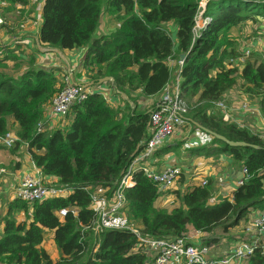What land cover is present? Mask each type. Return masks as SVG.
<instances>
[{"label": "trees", "instance_id": "trees-1", "mask_svg": "<svg viewBox=\"0 0 264 264\" xmlns=\"http://www.w3.org/2000/svg\"><path fill=\"white\" fill-rule=\"evenodd\" d=\"M3 1L9 3L8 8L29 0ZM200 1L105 0L103 9L102 0H44L38 43L67 50L87 47L82 66L88 78L90 73L93 78L107 75L124 94L139 92L146 97L161 93L174 80L176 70L172 71L169 60L177 61L183 53L179 85L184 98L197 94V101H218L241 82L244 93L259 97L264 119V59L251 53L241 69L226 61L236 55L232 30L248 20L256 21L257 16L264 19V0H207L202 10ZM103 11L117 25L96 36ZM199 11L207 22L194 33ZM14 52L9 49L8 55L18 64ZM94 63H105V71L94 72ZM5 75L0 72V138L14 132L10 153L24 146L43 179L53 177L72 191L31 203L16 197L8 202L0 220V264H148L153 258L138 248L131 230L110 227L93 232L95 212L86 188L104 186L111 191L117 185L150 136V113L155 106L138 110L127 103L121 109L100 92H92L67 112L72 116L69 128L49 130L45 126L47 108L65 86L61 68L29 65L18 76ZM190 114L193 121L229 140L257 145L231 147L213 138L219 146L211 150L227 153L245 167L247 180L212 204V178L205 185L192 181L183 191L159 190L139 170L133 175L135 183L125 188L121 217L125 215L123 225L154 238L185 237L200 231L201 242L208 245L211 238L207 237L215 229L236 227L254 211L264 210V137L237 123L224 122L220 112L206 115L198 107ZM168 194L174 196L172 203L157 205ZM61 209H66L64 215ZM19 210L24 220L13 216ZM48 233L61 254L55 261L44 248ZM90 234L100 238L99 243H90ZM246 260L264 264L259 252Z\"/></svg>", "mask_w": 264, "mask_h": 264}, {"label": "crops", "instance_id": "crops-1", "mask_svg": "<svg viewBox=\"0 0 264 264\" xmlns=\"http://www.w3.org/2000/svg\"><path fill=\"white\" fill-rule=\"evenodd\" d=\"M43 1L44 0H29L25 5L12 4L10 7L6 8L5 6L9 5V3L0 0V59H4L2 65L7 70H9V68L11 70L12 66L16 65V69L13 71L11 70L12 74L8 75L18 76L24 69L29 67V65L40 66L47 69L58 67L69 77L71 83H77L83 86L88 85L87 89L90 93L100 92L105 99L115 107L126 109L128 103L132 108L137 107L138 110H145L149 108V106H155L160 97V93L150 97L143 96L139 92L124 94L112 85V77L110 76L109 79L101 81V79L107 75L93 78L92 76L94 73H90L91 76L88 78L87 74H85V68L83 69L82 66L87 47L67 50L51 47L49 45H40L38 43V29L41 24V9ZM168 24L173 31V25L170 23ZM115 26L116 24H114L112 17L107 13L106 15L102 13L95 35H105L113 30ZM261 28V32L263 33L261 42L262 49H264V23L261 25ZM12 48L15 50V59H19L18 62L20 63L18 64L10 60L12 58L8 55V50ZM169 61L170 66L175 65V59ZM92 67L95 69L94 72H96L97 69H100L101 73H103L106 64L94 63ZM242 67L243 66H240L239 68L241 69ZM133 69H135V67ZM190 99H193V105L190 106L188 113L185 115L184 123L176 129L171 137L164 141L152 156L145 159L140 165L146 166L153 171H160L172 165L180 167L182 170V181L180 179V182L177 185V190L180 191H183L185 186L192 181L199 183L202 179L207 181V179L212 178L214 182V193L210 199V203L213 204L218 201L219 197L223 199V197L231 195V192L235 188V179H237L242 165L233 162L227 153H217L216 151L211 150L213 147H218L219 144L213 140V135L200 127L203 126L202 124L192 120L193 115L190 114V110L201 107L206 115H214L217 112H220L224 122H229L231 120V122L237 123L240 127H246L253 133L260 134L262 137H264V119L260 114L259 97L256 95L250 97L241 91L237 93L230 89L223 93L222 97L218 100L224 102L226 110L218 108L215 104L216 101H197V94L193 95L191 98H187L188 101ZM244 102L248 103V110L243 108ZM49 108L50 107L47 108V113L45 115L47 122L45 125L46 128L51 130L62 127V119H65L67 114L62 116L50 115ZM231 111H236V113L230 115L229 113ZM226 112L229 114L228 121L223 118ZM233 115H235L234 118ZM11 133L14 134V132ZM0 145L3 147L4 153L7 152L6 149H10L5 148L1 142ZM165 148H169V150H164ZM4 153L0 151V163L3 165V162H6L9 169L6 171L5 166H0V182L2 181L4 183L5 191L11 198V201L15 198L14 190L20 184L23 177L34 170V163L26 153L24 146H20L13 155H4ZM218 176L225 177L226 182L223 185L216 184ZM42 180H46L44 182L48 184H52L50 181H57L55 178L48 176L44 179L42 178ZM171 196L173 195H165V197L162 198L163 202L161 203V206L166 202V199L170 198L172 200V198H174V196ZM18 213L24 216V220V212L19 210ZM15 219L17 218L15 217ZM2 225L3 223H0V229H2ZM239 228H241V225ZM242 230L236 240L229 241V245L228 243H223L221 247L210 249L211 256H223L236 244L240 234H242ZM49 235V239L51 240L44 243V248L50 253L52 260L55 261L61 256V254L51 238V233H49ZM211 235L212 234L207 238H211ZM219 244L220 243L218 242L217 244L213 243V247ZM227 246L229 247L227 248ZM150 263L153 264L152 262ZM230 264H248V260L244 259L240 262L233 261Z\"/></svg>", "mask_w": 264, "mask_h": 264}, {"label": "built area", "instance_id": "built-area-1", "mask_svg": "<svg viewBox=\"0 0 264 264\" xmlns=\"http://www.w3.org/2000/svg\"><path fill=\"white\" fill-rule=\"evenodd\" d=\"M202 5V3L199 4V7L204 9L205 4ZM201 12L199 11V13ZM206 22L207 18L201 19L198 16L193 29L194 33ZM249 54V49H246L238 54L239 57L230 59L227 62L229 66H243ZM182 64L183 59H178L175 62L177 68L174 80L160 93V97L150 113V136L140 152L126 167L117 185L111 191L104 186H96L92 189L86 188L90 192V207L95 212L91 229L94 233L110 227L131 230L137 236L138 248L152 256L153 259L151 258L152 260L148 261V264H151L150 262L153 264H230L233 261L240 262L254 256L257 252L264 258V210L253 212L250 222L244 226L236 244L220 257L211 256L209 246L199 240L201 237L200 231L185 237L154 238L140 233L131 225L119 224L117 221L126 205L125 188L135 183L133 175L136 171L141 170L151 180L156 182L159 187H162V190L177 189V185L180 182L182 170L178 166L172 165L160 171H153L140 164L152 156L164 141L171 137L176 129L184 123V117L188 113V105L180 93L179 75ZM69 80V77L65 76V86L53 97L49 106L50 115H66L73 105L82 103L91 94L87 87L71 83ZM215 104L218 108L226 110V105L223 101H216ZM243 108L249 109L247 102L243 103ZM223 118L228 121L229 114L226 112ZM15 140L16 137L11 132H6L0 138V142L5 148L12 147ZM262 170H264V167ZM241 172L244 177L242 180L235 179V187L241 185L249 177L245 167H241ZM225 182L226 180L223 176H218L216 179L217 185H223ZM200 184L205 185L207 181L202 179ZM68 189L67 187L45 183L42 180L40 170L34 165V170L31 173H27L14 190V196L22 201L31 203L65 196ZM172 201L173 198L172 200L169 198L166 199L165 203H172ZM60 213L64 215L66 209H61Z\"/></svg>", "mask_w": 264, "mask_h": 264}, {"label": "rangeland", "instance_id": "rangeland-1", "mask_svg": "<svg viewBox=\"0 0 264 264\" xmlns=\"http://www.w3.org/2000/svg\"><path fill=\"white\" fill-rule=\"evenodd\" d=\"M206 1L207 0H202L201 3L204 5L206 3ZM102 5H103V9H105V0H102ZM200 10H202V8H200ZM103 14L106 15L105 11H103ZM199 16H201V13H199ZM116 23L114 21V24H116ZM263 23H264L263 17L257 16L256 21L248 20L244 24L240 25L238 27V29H233L232 30V37L234 36L233 38L235 39V45H234L235 53L234 54H236V55L235 56H232V55L229 56L226 61H228L230 59H236L237 57H239L238 53L241 52V51H245L246 49H249L250 54L252 53V55L255 54L256 56L259 55L260 59H264V49H262V42H261V39L263 37V33L261 32L262 31L261 25ZM175 62H176V60H175ZM15 63H16V61H15ZM176 68H177V65H174L173 68H172V71H175ZM15 69H16V65H13L11 70L13 71ZM11 70H10V68H9V70H7L2 64H0V72L12 74ZM5 76H10V75H5ZM243 89L244 88L241 86V82L237 83L233 88H231V90L233 92H237V93L239 91L243 92ZM244 94H246V93H244ZM185 100L187 102L188 110H189L190 106L193 105V99H190L188 101L187 98H185ZM233 113H236V111H231L229 114L231 115ZM234 116L235 115H233V118H234ZM71 120H72V116L71 115H67V117H65V119L64 118L62 119L63 126L60 127V128H69ZM6 150H7V152L4 153L3 147L0 148V151L2 153H4V155H7V154L13 155V154L9 153V151H8L9 149H6ZM0 166H5L6 171H7V169H9L8 164L6 162H3V165L0 163ZM2 173H5V172H2ZM44 181H46V180H44ZM50 182L53 183V184H56L58 186H61L57 181H50ZM5 190L6 189H5L4 183L1 181L0 182V218L3 217L6 214V212H7V202L10 201V199H11L7 195L8 193ZM71 191H72V189L69 188L66 191V193L69 194ZM158 203L161 204V200H158L157 205H158ZM167 207L171 208L170 205H168ZM13 216L16 217L18 220H23V217H24L22 214H20L18 212L13 213ZM124 218H125V215L122 216V217L120 215L118 217V220H117L118 223L119 224H122L123 222L125 223ZM249 218L247 220H241L239 225L236 226V227H233V228H228L226 230H222L220 228L215 229V231L211 235V240H210V242L208 244L210 249H213V248L215 249L217 247H221L223 245V243H228V245H229V241L236 240L238 235H239V233L241 232L242 228L249 223V221H250V219L252 217L250 219ZM240 225H241V228H239ZM1 230L2 229H0V232H1ZM47 236L48 237H47L45 243H47L49 240H51V239H49V237H50L49 233L47 234ZM89 236H90V239H91L90 243H92V244L93 243H99L100 238H94L91 234ZM200 240H201V238H200ZM217 242L220 243V244L216 245L215 247H213V243L217 244ZM228 247L229 246H227V248ZM89 248H91V247H89Z\"/></svg>", "mask_w": 264, "mask_h": 264}, {"label": "water", "instance_id": "water-1", "mask_svg": "<svg viewBox=\"0 0 264 264\" xmlns=\"http://www.w3.org/2000/svg\"><path fill=\"white\" fill-rule=\"evenodd\" d=\"M184 57H185V54H183V53L180 54V59H184ZM109 78H110L109 76H106L103 79H101V81L104 80V79H109ZM85 87H88V85H85ZM200 127L203 130H205L206 132H208L211 135H213L216 139L224 142L228 146H231V147H252V148H257V145L250 144V143H247L245 141H232V140L227 139L225 136L220 135V134H218L216 132H213V131H211V130L203 127V126H200ZM243 177H244V175L242 174L241 169H240V171L238 173V176H237V179L238 180H242ZM159 190H162V187H159ZM220 200H221V197L218 198V201H220Z\"/></svg>", "mask_w": 264, "mask_h": 264}]
</instances>
